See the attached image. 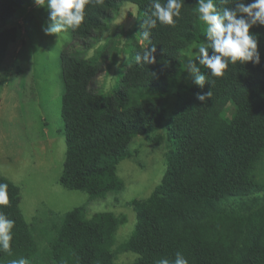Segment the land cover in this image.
Segmentation results:
<instances>
[{
  "label": "trees",
  "instance_id": "obj_1",
  "mask_svg": "<svg viewBox=\"0 0 264 264\" xmlns=\"http://www.w3.org/2000/svg\"><path fill=\"white\" fill-rule=\"evenodd\" d=\"M32 3L0 0V30ZM126 3L139 8L140 25L151 14L152 0H103L86 6L79 29L62 33L69 41L60 55L64 133L68 144L84 149L65 160L59 180L86 192L90 204L118 201L128 189L120 165L133 161L145 169L143 151L135 147L143 138L165 162L159 182L148 196L129 201L135 225L122 235L126 213L91 214L86 205L30 223L19 186L0 176L9 199L0 211L15 221L11 252H0V264L21 257L29 264H157L174 261L177 252L188 264H264V27L250 29L259 40L260 64H230L222 77L198 65L208 81L201 89L182 69L206 41L205 26L197 0H184L175 27L158 23L146 40L140 26L136 55L156 48V62L133 61L117 86L103 92L96 81L121 63L125 32L118 29L93 49ZM216 6L222 11L234 4L216 0ZM209 91L205 102L197 100Z\"/></svg>",
  "mask_w": 264,
  "mask_h": 264
},
{
  "label": "rangeland",
  "instance_id": "obj_2",
  "mask_svg": "<svg viewBox=\"0 0 264 264\" xmlns=\"http://www.w3.org/2000/svg\"><path fill=\"white\" fill-rule=\"evenodd\" d=\"M48 21L47 10L32 3L0 30V176L19 186L21 209L30 223L50 212L62 218L76 207L86 205L91 214L126 213L130 221L120 232L128 235L135 225L129 201L151 193L165 162L159 163L160 155L142 138L135 147L143 151L145 169L133 161L120 165V175L127 180L128 189L118 201L111 198L90 204L86 192L62 187L59 179L65 160L74 153L81 154L84 146L66 142L60 55L69 41L62 34L57 38L45 35L42 28L49 25ZM118 29L125 32L122 43L127 41L128 50L120 58L121 63L96 81L97 87L104 88L103 92L116 87L123 69L135 61V45L140 38L137 6L124 4L93 50L109 42ZM197 49L189 54L190 59H195ZM168 117L163 125L167 126ZM133 259L134 256L123 257V261Z\"/></svg>",
  "mask_w": 264,
  "mask_h": 264
},
{
  "label": "clouds",
  "instance_id": "obj_3",
  "mask_svg": "<svg viewBox=\"0 0 264 264\" xmlns=\"http://www.w3.org/2000/svg\"><path fill=\"white\" fill-rule=\"evenodd\" d=\"M36 6L43 7L48 12L50 24L43 27L45 35L56 38L69 29L75 31L81 27L85 20L86 6L91 3L100 4L103 0H34ZM227 3L228 0H223ZM234 7H224L222 11L217 10L216 0H197L198 19L203 22L204 37L206 38L195 52V59H187L182 70L192 76V82L204 88L208 83L205 73H202L199 65L209 70L208 75L222 77L229 65L260 64L261 56L258 48L259 40L257 34L251 32L254 27H264V0H232ZM184 0H152L151 14H145L140 25L143 29L142 36L148 39L151 29L157 24L175 27L177 20L181 17V9ZM209 49L212 54L209 55ZM156 48L147 49L143 55L137 54V63L154 64L153 55ZM210 91L206 94H197V100L205 102L210 97ZM7 184H0V206L9 203ZM15 221L9 219L0 211V252H11L13 240V228ZM11 264H29V261L21 257L14 259ZM157 264H188L187 259L180 253L175 254V260L161 258Z\"/></svg>",
  "mask_w": 264,
  "mask_h": 264
}]
</instances>
